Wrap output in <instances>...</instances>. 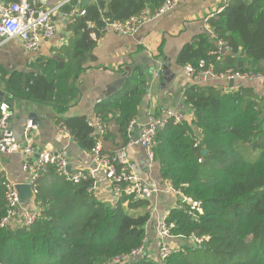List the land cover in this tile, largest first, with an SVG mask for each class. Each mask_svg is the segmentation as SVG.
<instances>
[{
    "label": "trees",
    "instance_id": "16d2710c",
    "mask_svg": "<svg viewBox=\"0 0 264 264\" xmlns=\"http://www.w3.org/2000/svg\"><path fill=\"white\" fill-rule=\"evenodd\" d=\"M166 1L91 0L85 15L71 25L70 42L58 59L41 61L31 73H7L0 67L7 100L50 105L58 114L66 113L79 99L75 80L95 60L93 52L107 23L126 22L143 11L154 15ZM78 6L73 0L63 11ZM209 24L233 50L216 72L233 69L264 76V0H229ZM214 48L209 36L198 37L183 48L177 63H210ZM148 77L136 69L118 95L96 107V115L106 123L113 117L122 147L129 142V127L147 95ZM249 90L225 93L218 86L188 87L185 103L193 109V121L170 123L155 139V164L162 181L177 189L183 186L185 196L203 209L195 220L187 204L172 210L165 219L173 226L172 235L195 234L209 241L163 263L144 255L128 264H264V100ZM88 121L58 116L56 124L91 152L95 141ZM4 181L0 175V221L6 211ZM94 187L90 176L74 184L54 167L41 173L34 199L39 218L30 227H0V264H109L140 248L151 220L150 203L134 201L124 192L112 206L96 198Z\"/></svg>",
    "mask_w": 264,
    "mask_h": 264
},
{
    "label": "crops",
    "instance_id": "0c3cea01",
    "mask_svg": "<svg viewBox=\"0 0 264 264\" xmlns=\"http://www.w3.org/2000/svg\"><path fill=\"white\" fill-rule=\"evenodd\" d=\"M4 1L13 2L15 0ZM68 1H48L50 9L59 6L61 8L64 5L56 15L57 34L55 38L43 41L38 52L28 53L19 39L10 40L3 46L0 45V67H3L5 72L27 73L29 66L36 68V64L40 65L43 60L58 59L59 51L68 46L72 36L71 25L61 15L64 12L63 8L70 5L73 0ZM78 1L79 6L76 8L81 10V1ZM228 1L179 0L174 10L144 23L133 35H120L105 31L93 52L95 60L88 62L86 70L79 73L75 80V88L79 93L78 101L62 115L50 105L23 100L8 101V89L4 79L0 76V105L9 104L12 113L4 129L0 131V140L5 133L10 132L18 141H21L26 122L34 121L37 126L33 135L34 146L38 151L67 149L71 172H84L93 178L96 198L115 206L120 197L114 193L112 184L104 174L92 163L91 153L83 150L71 137L59 134L57 131L59 125L56 124V120L58 116H63L66 119L87 117L88 122L93 121L97 116V105L110 101L118 95L132 73L136 69H141L149 75L148 90L140 103L138 115L131 125L129 142L126 147L130 160L138 166L140 176L147 182L157 184L164 189L165 182L160 178L159 168L155 163L149 162L145 149L138 144L129 146L130 142L136 143L139 140L150 113L162 117L164 110L171 109L180 113L184 117V122H192L193 109L185 103V91L196 84L198 86H218L223 88L225 93L237 92L242 87L252 90L261 101L264 100V80L235 81L232 85L230 82L211 79L204 81L196 78L195 75H189L186 71L187 66L184 67L177 63L178 56L185 46L198 37H210L209 19L222 12ZM65 61L68 62V59ZM109 120L106 123L108 133L104 147L106 151L111 152L122 146L113 117ZM90 136L94 140L92 133ZM23 160V156L18 153L12 155L0 153V175L4 176L5 181L27 184L28 174L22 169ZM149 203L151 220L146 228L145 256L157 260L159 223L181 204L178 205L176 196L166 192L165 189ZM34 204L37 207L35 200Z\"/></svg>",
    "mask_w": 264,
    "mask_h": 264
},
{
    "label": "built area",
    "instance_id": "2783aa9c",
    "mask_svg": "<svg viewBox=\"0 0 264 264\" xmlns=\"http://www.w3.org/2000/svg\"><path fill=\"white\" fill-rule=\"evenodd\" d=\"M49 0H15L7 2L0 0V45L14 39L21 40L24 49L28 53H36L40 50L42 42L52 40L57 34L56 15L63 5L54 9L48 8ZM70 1V0H69ZM68 1V2H69ZM179 0H167L159 11L150 15L143 11L139 15L130 18L126 22H114L106 25V32H115L120 35H133L139 28L151 19H156L162 15L174 10ZM67 3V2H66ZM65 3V4H66ZM62 17L70 25L74 24L77 17L84 16L85 10L81 11L75 8L72 12H62ZM211 40L215 48L210 52L213 60L210 63L201 61L194 66H187L186 71L189 75H195L200 80L211 79L213 81L231 82V81H263L262 74L253 72H236L228 69L224 72H216L217 65L223 63L226 57L233 54V50L228 42L219 39L211 27H208ZM199 82V81H197ZM198 86V84H196ZM1 119L0 131L4 129L7 120L11 118V108L7 103L0 105ZM184 117L171 109H166L163 116H157L155 113L148 115V122L141 133L139 140L131 142L129 146L138 144L146 151L148 160L151 164L155 162L154 143L157 134L164 130L168 124H182ZM93 129L92 136L95 146L91 151L92 163L100 170L106 179L112 184L114 193L121 197L126 192L134 201H152L160 192L172 193L182 204L190 207L189 216L194 220L203 215L201 204L184 196L179 189L176 190L171 182L166 181L164 189L157 184L149 183L144 180L138 170L136 163L130 160L127 147L119 148L115 151H106L104 144L108 133V125L102 117L96 116L89 122ZM37 130L34 121L28 120L22 131V139L18 141L12 133L7 132L0 140L1 154H21L24 158L22 169L28 174L27 185L31 187V199L28 204L23 202L18 193L15 182L6 180L3 183L5 190L6 211L0 221L1 228L30 227L39 218L40 210L35 206L34 199L37 195V184L39 175L47 172L51 167L74 184H80L89 176L84 172L72 173L70 171V156L67 149L58 151H38L34 146L33 135ZM59 134L71 137L70 132L63 125L57 126ZM104 147V148H103ZM201 162V161H200ZM95 187L93 188V191ZM158 229L161 231L159 242V259L163 263L173 254L184 252L183 245L175 246L172 236V225L165 220L159 223ZM185 238L181 239L185 242ZM209 241V238H198L190 236L187 238V246L191 248H201ZM147 239H144L143 245L132 251L129 255H121L112 259L109 264H127L131 259L141 258L145 255Z\"/></svg>",
    "mask_w": 264,
    "mask_h": 264
},
{
    "label": "rangeland",
    "instance_id": "374dc122",
    "mask_svg": "<svg viewBox=\"0 0 264 264\" xmlns=\"http://www.w3.org/2000/svg\"><path fill=\"white\" fill-rule=\"evenodd\" d=\"M31 54V53H30ZM34 67L33 66H29V67H27V73H31L32 71H34ZM133 123V122H132ZM132 125V124H131ZM131 125H130V127H129V132H130V128H131ZM157 137V136H156ZM131 143V142H130ZM154 145H155V143H154ZM126 147V146H125ZM104 148V147H103ZM119 148H122V147H119ZM118 148V149H119ZM117 150V149H116ZM91 153V152H90ZM68 154H69V152H68ZM155 163V162H154ZM71 171V170H70ZM172 184V183H171ZM173 185V184H172ZM173 187H174V185H173ZM175 188V187H174ZM183 186H181V188H175L176 190H181L182 192H183ZM183 194H184V192H183ZM184 196H185V194H184ZM186 197V196H185ZM187 198H189V197H187ZM178 199V198H177ZM191 199V198H190ZM193 200V199H192ZM149 202V201H148ZM180 201H179V199H178V205L180 204L179 203ZM179 207V206H178ZM179 208H182L181 206L179 207ZM189 211H190V207H189V209L187 210V212H188V214H189ZM172 229H173V226H172ZM172 229H171V231H172ZM192 235H194V236H196L195 234H192ZM192 235H190V236H192ZM157 236H158V239H157V255H158V257H159V242H160V237L159 236H161V231L158 229V231H157ZM173 236V235H172ZM190 236H187L186 238H185V242H183L181 239H184V237H182V236H180V237H175V236H173V242H175V246L176 247H178V246H182L183 245V250L184 251H186V248H190L189 246H187V238H189ZM198 238H209V237H207V236H203V237H198ZM145 239H147V238H145ZM149 243V242H148ZM178 245V246H177ZM146 246H147V244H146ZM146 250V249H145ZM132 253V252H131ZM130 253V254H131ZM124 255H129V254H124ZM135 258H133V259H131L128 263H130L131 261H133ZM151 259V258H150ZM156 262H159L160 263V261H159V259H157V260H155ZM127 263V264H128Z\"/></svg>",
    "mask_w": 264,
    "mask_h": 264
},
{
    "label": "water",
    "instance_id": "95a60500",
    "mask_svg": "<svg viewBox=\"0 0 264 264\" xmlns=\"http://www.w3.org/2000/svg\"><path fill=\"white\" fill-rule=\"evenodd\" d=\"M81 1V11L85 10L87 8V6L91 3V0H80ZM114 21L111 20L109 21V24H113ZM230 84H234V81H231ZM262 120L260 119V122ZM207 152H204V155H206ZM16 189L18 191V193L20 194L23 202L28 203L30 200V185L27 184H18L16 186Z\"/></svg>",
    "mask_w": 264,
    "mask_h": 264
}]
</instances>
